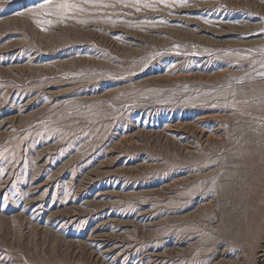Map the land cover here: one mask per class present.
<instances>
[{
  "label": "rangeland",
  "instance_id": "1",
  "mask_svg": "<svg viewBox=\"0 0 264 264\" xmlns=\"http://www.w3.org/2000/svg\"><path fill=\"white\" fill-rule=\"evenodd\" d=\"M254 180L264 0H0V264H264Z\"/></svg>",
  "mask_w": 264,
  "mask_h": 264
},
{
  "label": "bare ground",
  "instance_id": "2",
  "mask_svg": "<svg viewBox=\"0 0 264 264\" xmlns=\"http://www.w3.org/2000/svg\"><path fill=\"white\" fill-rule=\"evenodd\" d=\"M205 118H206V116H205ZM231 167H232L231 164H227V165L225 164L221 169H218V170L216 169L217 170L216 173H219V174H217L218 178L223 176V173H221V172L226 171L227 169H230ZM259 179H260V177H259ZM252 184H253V186L251 188H252V191L255 195H258L259 192L264 189V183H262L261 180H254L252 182ZM227 186H228V183L222 184L221 189L223 188V190H226Z\"/></svg>",
  "mask_w": 264,
  "mask_h": 264
},
{
  "label": "snow or ice",
  "instance_id": "3",
  "mask_svg": "<svg viewBox=\"0 0 264 264\" xmlns=\"http://www.w3.org/2000/svg\"><path fill=\"white\" fill-rule=\"evenodd\" d=\"M45 2H47V0H45Z\"/></svg>",
  "mask_w": 264,
  "mask_h": 264
}]
</instances>
